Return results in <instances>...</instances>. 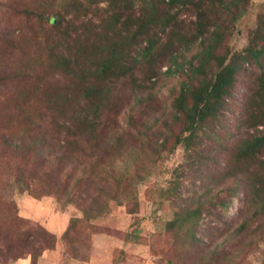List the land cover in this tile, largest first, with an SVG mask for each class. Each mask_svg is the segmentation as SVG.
I'll return each mask as SVG.
<instances>
[{
	"label": "trees",
	"instance_id": "16d2710c",
	"mask_svg": "<svg viewBox=\"0 0 264 264\" xmlns=\"http://www.w3.org/2000/svg\"><path fill=\"white\" fill-rule=\"evenodd\" d=\"M251 4L0 0V190L12 177L19 192L37 184V198L76 205L82 217L64 237H77L111 201L135 213L138 185L183 145L184 163L159 190L175 207L163 263L243 264L264 232V9L242 50L229 41ZM185 181L196 188L177 204ZM241 192L240 213L224 218ZM56 242L0 193V264H37Z\"/></svg>",
	"mask_w": 264,
	"mask_h": 264
},
{
	"label": "rangeland",
	"instance_id": "374dc122",
	"mask_svg": "<svg viewBox=\"0 0 264 264\" xmlns=\"http://www.w3.org/2000/svg\"><path fill=\"white\" fill-rule=\"evenodd\" d=\"M263 9L264 0H252L246 14L236 22L233 36L229 41L234 50H242L247 45L248 31L256 26L258 15ZM196 17L197 13L191 6L183 8L180 13V18L187 22L196 20ZM197 48L195 44L192 50L185 52L187 57L191 58ZM187 64L185 67H188ZM163 68L166 69L165 66ZM179 77L181 78L180 74L177 80L180 79ZM174 83H176L175 80H170L159 91L163 107H169L172 102L170 87ZM245 89L244 84L239 86L238 99ZM228 114L230 116V113ZM237 115L238 113L235 114ZM230 118L232 119V116ZM122 122H126L125 117H122ZM219 157L220 165L223 166V158ZM184 161L183 145H179L173 152H164L152 167L148 179L138 185L139 205L135 213L129 212V205L126 202L124 205H119L116 201H111L109 212L92 219L77 237L69 234L64 237L71 217H82V212L76 205L68 203L65 199L59 200L53 195L37 198L34 196L38 193L37 184L31 186L30 192H19L12 177H9L0 193L16 204L20 216L32 220L55 234L57 238L55 248L46 250L37 264H164L163 261L172 254L169 249L172 240L165 233L164 224L172 217L175 207L172 205V199H159V190L168 186L171 180L176 178V169L180 168ZM200 181L197 179L198 183ZM195 188L194 183L185 181L180 191L181 198L176 197V203L188 200ZM201 192L198 188V193ZM243 197L241 192L230 208L223 213L224 218L231 219L240 213ZM263 233L254 238L255 247L243 264H264ZM12 264H31L30 256Z\"/></svg>",
	"mask_w": 264,
	"mask_h": 264
}]
</instances>
